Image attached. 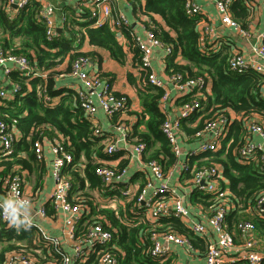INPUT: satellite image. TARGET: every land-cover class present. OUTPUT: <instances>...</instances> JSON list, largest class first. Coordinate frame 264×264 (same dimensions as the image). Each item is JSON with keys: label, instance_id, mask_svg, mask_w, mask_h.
Returning <instances> with one entry per match:
<instances>
[{"label": "trees", "instance_id": "obj_1", "mask_svg": "<svg viewBox=\"0 0 264 264\" xmlns=\"http://www.w3.org/2000/svg\"><path fill=\"white\" fill-rule=\"evenodd\" d=\"M130 1L134 11L140 12L141 16L146 18L143 24L154 32L164 46L171 47V52L165 59V72L170 76L180 74L184 79L201 76L207 83L199 95L194 91L179 101L181 105L195 100L200 102V110L197 113L182 119L181 138L184 133L190 137L197 136L211 121L221 115L231 120L228 134L217 151L188 156L187 167L183 170L184 177L191 180L193 172L203 167L220 166L223 176L219 183L221 191L226 189L225 184L228 183L232 200L240 205L232 212L236 216L235 219L237 222L249 220L242 212L237 213V210L245 204L253 209L256 195L264 191V169L258 158L248 163L239 161L237 150L245 144L248 137L246 123L256 120V116L264 122V74L253 69L243 72L231 69L229 58L232 52L228 44L218 51L203 47L199 26L204 16H189L186 12V0H144L143 4L140 0ZM245 1L234 0L230 13L232 18L247 30L252 19V9L245 5ZM41 10L42 5L36 0H31L20 9L11 6L9 0H0V49L8 54L28 57L38 73L44 75L26 76L18 71L9 75L10 82L18 84L20 90L14 100L0 102V118L6 121L18 136L12 155L0 157V184H4L5 180L14 176L18 170H28L36 173V186L40 187L45 166L37 159L34 144L43 137L52 139L59 133L67 139L64 142L65 150L74 155L73 163L68 164L63 172L72 184L73 193L84 191L87 185L90 190H101L104 187L94 174L93 161L94 156H107L104 152V140L110 134L105 131L100 134L95 132L94 123L88 119L77 93L72 88H61L57 76L70 75L73 62L80 56L95 59L96 53L83 51L85 39L90 46L108 51L120 64H124L126 53L108 24L94 27L93 21L89 19L85 22L79 20L89 17L84 12L73 11L71 16L67 14L63 31L57 32L53 39H49L45 24L41 20ZM156 16L160 17L161 21ZM131 29V26L122 27L140 70L142 54ZM140 72L143 78L146 77L145 71ZM99 75L112 81L106 74L99 72ZM163 95L162 88L147 82L139 89L144 115L133 124L129 138L144 141L148 148L157 146L151 158L146 160H157L168 170L178 159L161 132V126L166 120V115L159 107ZM46 98H50L48 104ZM56 98H59L58 104L55 103ZM53 101L54 104H51ZM129 105L127 102L123 110L113 117L110 116L116 124L125 123L118 115L127 112ZM231 112L241 118L234 120ZM145 114H148V118ZM198 117V124L190 127L189 124ZM142 125L145 126V131L140 129ZM193 189L190 203L202 202L209 206L217 204L216 195H204L198 188ZM82 193L88 197V192ZM197 194L203 196L199 197ZM47 206L48 213L52 215L53 211L49 209L51 207L49 204ZM129 208L127 205L126 213L124 210L120 211V218L115 210H100L107 215L112 228L117 230L109 246L110 251L116 254L119 264H172L171 259L163 262L151 256L149 248L153 233L173 231L190 236L193 244H199L194 238V233L182 220L164 217L159 223L148 220L131 222L133 215ZM139 211H144L143 206ZM93 214H97L94 208ZM90 218L88 216L86 219ZM121 218H124L125 222H121ZM256 219V226H263L264 220ZM37 241L39 238L35 228L31 227L25 231L22 227L12 228L7 222L0 221V264L4 263L7 253L20 249L28 252L41 249V256L36 252L35 254L41 262L47 261L44 259V245H37ZM113 245L119 250L113 248Z\"/></svg>", "mask_w": 264, "mask_h": 264}, {"label": "built area", "instance_id": "obj_2", "mask_svg": "<svg viewBox=\"0 0 264 264\" xmlns=\"http://www.w3.org/2000/svg\"><path fill=\"white\" fill-rule=\"evenodd\" d=\"M31 0H9V4L16 9L23 8ZM63 1V0H58ZM77 2V7L82 10L86 8L89 11L87 19L93 21L94 27L108 24L113 30H120L123 26H129V20L120 12H115L114 0H65ZM234 0H212L223 24L235 29L246 37H253V52L260 62L247 58L242 53L236 52L229 58V66L231 69L243 72L253 69L258 73L264 74V32L253 35L243 29L236 22L230 13V6ZM252 0H246L245 5L251 7ZM16 6V7H15ZM186 12L189 16L202 14V7L193 0H186ZM56 5L48 4L42 7L41 20L44 22L49 39H53L58 30L55 20ZM146 18L143 17V21ZM62 20L66 22L65 14ZM141 22L144 34L134 33L137 46L141 51L140 69L146 72V81L152 86L162 88L165 91V82L160 79L152 67L153 54L156 48H163L164 56L171 52V47L164 46L155 36L154 32L147 28ZM204 47V46H203ZM90 63L89 58L85 56L78 57L72 65L70 76L79 79L82 83L80 88L76 89L78 98L82 101V108L86 112L88 119L97 113L98 109H102L108 116H113L117 112L123 110L127 104L125 96H118L108 81L101 79L94 71L87 69ZM13 71H18L26 76H38V73L32 65L28 57L24 55H13L5 53L0 49V102L3 100H14L16 94L20 90V86L11 83L9 75ZM174 89L177 91L178 97H184L197 91V94L206 88L207 83L201 76L197 78L184 79L182 75L169 76ZM9 83L10 88L7 86ZM170 93H164L161 101L165 104L169 99ZM47 104L50 98H46ZM54 104V101L51 102ZM200 110V102L195 100L186 102L181 106L180 111L174 118H166L161 126L163 136L169 142L175 156L180 158L184 156V160L188 156L205 154L217 151L222 140L227 136L230 118L221 115L216 120L211 121L203 131L197 136L206 137L198 149L185 154L181 147V121L186 119ZM97 134L102 129L99 125L94 124ZM117 135L115 137H107L104 140V152L108 156H114L119 151L128 147L131 150L130 160L135 161L139 165L140 170L146 169L150 171L146 183L136 192H133L129 186H122L126 182H131L133 174L128 166L119 168L104 163L99 158H94V174L103 185V189L99 192L105 194L107 192L114 198L123 199L126 203H133V206L140 208L143 206L146 213V219L152 223H159L160 219L166 217H175L186 223L187 227L195 236L203 243L205 251L203 253L204 264H226V260L236 247L235 235L229 228V215L236 210L238 205L231 198L229 192L221 191L219 187L220 180L223 179L220 166L213 165L211 167H203L193 172L190 180V191L198 188L204 193L216 195L217 204L212 206L211 214L199 220L191 217L189 207L184 203L183 198L175 196L176 191L166 181V172L162 164L157 160H146L145 153L147 144L144 141L134 139L131 144L130 132L131 125L119 122L116 126ZM248 137L245 144L237 150L238 160L244 163L251 162L257 158L260 160L262 169H264V122L261 120H252L246 123ZM49 139L43 137L34 144L37 159L43 161L45 159L46 147L49 148L53 155L51 163V173L54 178V185L49 200L40 202L35 205L36 198L28 194L26 184V170H18L12 177H8L3 184L6 191V197L12 196L30 203V217L32 227L38 233L39 241L37 245H44L46 254L45 262H41L37 256L42 255L41 249L28 252L25 249L15 250L6 254L3 264H119L115 253L110 251L111 242L117 233L116 228H112L111 222L107 215L101 213L100 210L108 208L107 206H99L94 203V209L97 214H93L91 219H86L93 212L91 205V197H86L81 190L73 193L72 184L67 176L63 174L64 168L68 164L73 163L74 155L64 148V138L61 134ZM257 135L262 140L255 142L252 136ZM18 134L10 128V125L0 118V157L12 155L15 140ZM186 160L182 161L183 170L187 167ZM82 166V165H81ZM84 167V166H83ZM157 182L155 183L154 182ZM118 191V194L111 192ZM81 192V193H80ZM109 202L113 198H109ZM53 209V214L48 213V206ZM251 208V207H249ZM108 209L116 211L115 206H109ZM252 209V208H251ZM255 217L264 220V191H260L255 198L253 209ZM120 218L119 214L116 213ZM57 217L62 225L60 236L49 232L42 223L37 219L47 220ZM0 221L7 222L2 216ZM121 222L125 219L121 218ZM89 225V226H88ZM254 220H241L235 224L237 232L243 237L240 256L248 264H262L264 262V238L256 239L251 234L256 230ZM191 239V238H190ZM170 231L165 233H153L151 236V247L149 252L152 257L161 259L165 262L172 260V264H182L178 260H173L176 253V247H181L186 255H192L199 252V249L193 244V240ZM263 244V249L258 250L257 245ZM113 248H119L113 245ZM37 253V255L35 254ZM178 262V263H177Z\"/></svg>", "mask_w": 264, "mask_h": 264}, {"label": "crops", "instance_id": "obj_3", "mask_svg": "<svg viewBox=\"0 0 264 264\" xmlns=\"http://www.w3.org/2000/svg\"><path fill=\"white\" fill-rule=\"evenodd\" d=\"M36 1H38L42 5V7L48 4L56 5L55 20H56V26L58 32H61L64 29L66 23V22L64 23L62 20V16L64 14L65 16L67 14H70L71 16L73 11H76L77 13L84 12L89 15V11L86 8L80 10V8L77 7V2L75 1H65V0L63 1L36 0ZM140 1L142 4L144 3V0H140ZM193 1L199 4L203 10L202 15L204 16V18L199 26L201 32L202 46L218 51L225 44H228L230 45V51L232 52V54L239 52L245 55L247 58H250L251 60L260 62L258 57L253 52V47L255 42L253 37H246L240 34L239 32H237L235 29L223 24L212 0H193ZM114 4H115V12H120L122 15L128 18L130 22L129 26H131L132 28L131 29L132 35L136 32L143 35L144 31L141 26V22L143 21L144 16H141L140 12L134 11L131 1L114 0ZM250 9H252V19L250 20L247 31L253 35H257L261 32H264V0H252ZM156 18L159 21H161L160 17L156 16ZM79 20H81L82 22L88 21V19H79ZM113 31L116 33L117 40L123 46L124 51L126 53V59L124 64H120L119 62L114 60L108 51L90 46L87 39H85L82 49L84 52L96 53V57L94 60L89 59L90 63L87 69L90 71H94L99 77H100L99 72L110 76L112 78V81H109L101 77L100 78L103 79L104 81H108L111 84L114 92L118 96H125L127 98V102L130 103L129 105L130 108L127 112L119 114L118 118L125 121V123L127 122L126 124L131 125V132H132L133 124H136L137 120L144 115V108L142 107L141 104L139 89H142L144 87L145 82L147 81H146V77L144 78L142 77V73L140 72L141 69L139 70V67L136 65L135 53L129 47L128 36L125 34L122 28L120 30L113 29ZM164 55L165 54L163 48H156L153 54L152 67L156 72L157 76L165 82L164 93H168V92L170 93L169 99L165 104H163L162 101L160 100L159 107L161 111L166 115V118H170V117L174 118L181 109L182 105L179 101L182 98L177 96V91L174 89L172 82L169 80L170 75H168V73H166L164 70L165 59H166V56ZM178 59L180 60V57ZM64 66L65 65H63V68ZM57 80L60 82L61 88L68 87L76 91L77 88H80V86H82V83L79 79L73 78L69 74H61L57 76ZM7 86L10 88L9 83H7ZM209 91H210V86H209ZM55 100H56L55 103L58 104L59 98H56ZM230 114L234 120L235 119L239 120L241 118L237 116L234 112H231ZM145 116L146 118H148V114H145ZM112 117L105 114V112L102 109H98L97 113L92 118V121L91 120L90 121L94 124L99 125L102 131L108 132L110 134L108 135L109 137H115L117 135L115 126L117 124L115 123V121H113L114 118ZM256 117H257L256 120H260L258 116ZM199 118L200 117H198L194 122L190 123L189 126L190 127L196 126L199 122ZM140 129L142 131L146 130L145 126L143 125L140 127ZM205 139L206 137H203L202 135L200 137L196 135L194 137H190L184 133V136L180 140V144L181 147L183 148L184 153L188 154L198 149L199 146L202 144V141H204ZM252 140L255 142H260L262 139L257 135H253ZM133 142L134 139H131V144ZM156 148L157 146H152L151 148L147 147L145 157L148 159L151 158V154L155 152ZM130 154H131V150L128 147H126L123 150L119 151L114 156L107 155L106 157L105 156L103 157L95 156V157L99 158V160L103 161L104 163L110 164L115 167L123 168L128 166L130 172L133 174L132 180L130 183L126 182V184H122V186L123 187L129 186L133 192H136L140 187H142L146 183L147 179L151 177V175H150V171H147L146 169L140 170L138 163L135 161H131L129 159ZM52 160H53V155L51 154L49 148L46 147L45 159L42 161L45 166V170L43 173L40 187L36 186L37 184L36 173L34 171L33 172L28 170L25 171L27 191L28 194L36 198V202H35L36 206L40 204V202L48 201L51 191L53 189L54 178L51 173ZM185 160H184V156H181L180 158H178L176 164H174L170 169L165 170L166 181L172 187V189L176 191L175 196H179L180 198H183L184 203L189 207L191 211L192 219L199 220L211 214L212 206L205 205L202 202L196 204L190 203V197L192 195L191 194L192 192L190 191L191 184H189L190 180L186 179L183 174V163ZM227 184L228 183L225 184L226 189L224 190V192L230 193V188L227 186ZM84 191L85 193H87V191H94V193H96L97 196L96 199L97 205L99 206H107L109 208V206L113 207L115 205L116 207L115 212L118 214L120 213L121 210H124V212L126 213L127 205H129L130 208L128 210H130V212L133 215L132 217L133 220H131V222L147 220L146 213L144 211H139L140 208L133 206V203L131 205L130 203H126L121 198H116L117 200H115V204L111 205V202H114V198L107 192H105V194L99 192L98 188H93L90 190L88 189V185L84 189ZM118 193H119L118 191L111 192V194L114 195ZM203 194L205 195L208 193H203ZM197 195L199 197L203 196L202 194H197ZM108 196L113 198V200L109 202ZM0 197H6V191L3 188V184H0ZM91 200H92L91 206L94 208L95 207L94 203H96V201L93 202L92 197ZM245 205H241V207L237 210V213L242 212L243 215H246L248 217V219L254 220L256 222L257 219L255 217L254 211L251 208H249L250 207L249 205L248 206ZM49 209L53 211L52 208ZM92 215L93 212L90 215V217H92ZM141 215H145V217L142 218ZM229 216L231 217V219L230 217L228 219L229 228L233 231L235 235L236 247L235 250L229 256H227L228 259L226 260V264H248V262L243 260V258L240 256L242 243L244 242V239L237 232L235 228V224L237 223V219H235L236 216H234L233 213H231ZM37 219L52 234L57 236H60L62 234L61 231L62 223L57 217H52L47 220H43L41 218H37ZM183 223L186 225L185 222ZM262 225L263 226L260 227L257 224L256 230L251 234V237H254L256 239L264 238V224ZM194 238L198 239L197 236L195 235ZM197 242L199 243L198 244L199 246L195 244L194 245L199 249V252L192 255H186L185 251L181 247H176L175 249L176 253L172 257L173 260H178V262L182 264H204L203 253L205 251V248L201 241L198 240ZM257 249L262 250L263 244L259 243L257 245ZM262 264H264V262Z\"/></svg>", "mask_w": 264, "mask_h": 264}, {"label": "clouds", "instance_id": "obj_4", "mask_svg": "<svg viewBox=\"0 0 264 264\" xmlns=\"http://www.w3.org/2000/svg\"><path fill=\"white\" fill-rule=\"evenodd\" d=\"M31 205L26 200L16 197H0V216L12 228H23L25 231L32 227L30 213Z\"/></svg>", "mask_w": 264, "mask_h": 264}, {"label": "rangeland", "instance_id": "obj_5", "mask_svg": "<svg viewBox=\"0 0 264 264\" xmlns=\"http://www.w3.org/2000/svg\"><path fill=\"white\" fill-rule=\"evenodd\" d=\"M88 192V197H92L93 198V202L94 201H96V199H97V196H96V193H94V191H87ZM90 192V193H89ZM90 202H92V201H90ZM95 204H97V201H96V203ZM89 205H91V204H89ZM115 206V205H114ZM141 217L142 218H144L145 217V215H141ZM185 237H187V238H189L190 239V236H185ZM191 240V239H190ZM199 239H197V241H198ZM200 241V240H199ZM203 244V243H202ZM32 253H33V251H31Z\"/></svg>", "mask_w": 264, "mask_h": 264}, {"label": "water", "instance_id": "obj_6", "mask_svg": "<svg viewBox=\"0 0 264 264\" xmlns=\"http://www.w3.org/2000/svg\"><path fill=\"white\" fill-rule=\"evenodd\" d=\"M16 7V6H15Z\"/></svg>", "mask_w": 264, "mask_h": 264}]
</instances>
